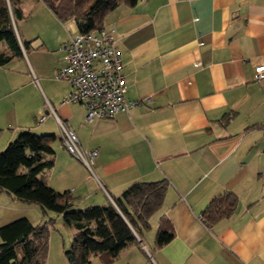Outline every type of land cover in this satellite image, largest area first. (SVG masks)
I'll list each match as a JSON object with an SVG mask.
<instances>
[{
    "label": "crops",
    "instance_id": "1",
    "mask_svg": "<svg viewBox=\"0 0 264 264\" xmlns=\"http://www.w3.org/2000/svg\"><path fill=\"white\" fill-rule=\"evenodd\" d=\"M33 2L42 3L20 0L22 14ZM47 10L39 20L47 39L16 30L28 47L14 60L25 59L36 99L27 101L21 117L15 107L0 111V150L22 131L53 135L54 164L39 177L56 192L68 191L77 209L106 205L135 182L166 181L150 229L135 235L115 260L264 264V80L252 81L254 68L264 66V0H138L111 12L104 27L114 30L125 98L140 105L92 122L80 104L61 105L71 90L54 79L62 65L59 47L77 30ZM5 67L0 87L10 97L26 84L17 87ZM50 109L81 149L98 151L93 176L65 150ZM224 193L235 195L234 212L205 225L201 213ZM161 218L173 239L155 248Z\"/></svg>",
    "mask_w": 264,
    "mask_h": 264
},
{
    "label": "trees",
    "instance_id": "2",
    "mask_svg": "<svg viewBox=\"0 0 264 264\" xmlns=\"http://www.w3.org/2000/svg\"><path fill=\"white\" fill-rule=\"evenodd\" d=\"M138 0H41L61 23L73 21L77 33L104 28L105 18L122 5L135 6ZM23 19L20 0H0V67L22 57L16 23ZM4 47L5 50H1ZM53 135L22 131L0 152V192L27 204H36L43 213L60 215L63 224L75 231L69 256L70 264H90L98 256L103 264H113L118 254L135 242V235L150 229V218L161 209L167 183L135 182L103 206L75 207L76 198L68 191L59 193L39 177L54 164ZM237 200L232 193L213 199L201 213L210 226L228 218ZM48 229L18 219L0 227V264H45ZM173 239V230L161 218L155 234V248Z\"/></svg>",
    "mask_w": 264,
    "mask_h": 264
},
{
    "label": "built area",
    "instance_id": "3",
    "mask_svg": "<svg viewBox=\"0 0 264 264\" xmlns=\"http://www.w3.org/2000/svg\"><path fill=\"white\" fill-rule=\"evenodd\" d=\"M61 63L54 79L64 81L70 87L61 105L80 104L85 111V121L113 119L140 105V101L125 98L126 85L123 66L116 48L114 30L102 28L85 34L77 33L59 47ZM264 80V66H256L252 81ZM60 129L63 146L75 159L81 162L92 175L97 150L80 148L75 133L63 124L52 109ZM44 117L39 119L42 122Z\"/></svg>",
    "mask_w": 264,
    "mask_h": 264
},
{
    "label": "rangeland",
    "instance_id": "4",
    "mask_svg": "<svg viewBox=\"0 0 264 264\" xmlns=\"http://www.w3.org/2000/svg\"><path fill=\"white\" fill-rule=\"evenodd\" d=\"M46 11H48L46 6L40 2H37L36 5L34 2L32 5L31 3L29 5L26 4L23 9V19L18 21L15 26L19 35L24 37L39 35L47 39L50 36L48 29L45 24L39 21L41 20V16L47 13ZM5 69L13 75L15 84L19 82V85H16L17 87L23 84L26 85L22 89L20 88V91L17 89L15 94L10 97L5 95V86H1L0 111L15 107L17 115L21 117L23 112H26L24 106L27 104V101L36 99L34 98L32 88L26 83L25 72L27 69L25 59L24 61H20L19 59L14 60L12 63L7 64ZM4 195L6 194L0 196V227L18 219H26L34 226L46 225L48 236L45 264H70L67 253L70 251L75 231L63 224L60 215L49 211L43 213L36 204L22 203L10 196ZM139 260L140 258H138ZM127 261L128 257L121 255L115 260L114 264H126ZM90 264H103V262L98 256H91Z\"/></svg>",
    "mask_w": 264,
    "mask_h": 264
}]
</instances>
